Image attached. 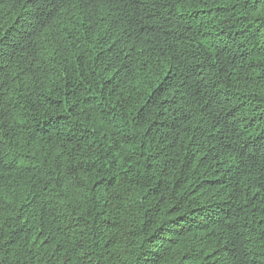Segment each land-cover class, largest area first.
<instances>
[{"label": "trees", "instance_id": "1", "mask_svg": "<svg viewBox=\"0 0 264 264\" xmlns=\"http://www.w3.org/2000/svg\"><path fill=\"white\" fill-rule=\"evenodd\" d=\"M0 264H264V0H0Z\"/></svg>", "mask_w": 264, "mask_h": 264}]
</instances>
